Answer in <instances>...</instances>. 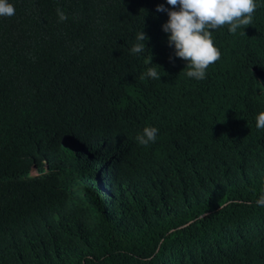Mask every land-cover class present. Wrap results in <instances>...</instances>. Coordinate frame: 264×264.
Segmentation results:
<instances>
[{"label": "trees", "instance_id": "trees-1", "mask_svg": "<svg viewBox=\"0 0 264 264\" xmlns=\"http://www.w3.org/2000/svg\"><path fill=\"white\" fill-rule=\"evenodd\" d=\"M254 2L251 25L209 29L221 57L197 80L156 11L179 5L7 0L0 264H264V0ZM145 127L158 129L148 146L136 139Z\"/></svg>", "mask_w": 264, "mask_h": 264}, {"label": "clouds", "instance_id": "clouds-1", "mask_svg": "<svg viewBox=\"0 0 264 264\" xmlns=\"http://www.w3.org/2000/svg\"><path fill=\"white\" fill-rule=\"evenodd\" d=\"M171 6L179 5V10H169L163 4L157 6V12H167L168 21L162 25V31L168 35V45H174V56L186 60V75L203 80L209 65L220 59L221 53L214 46L209 29L228 25L229 32L235 34L238 29L251 25L253 14L259 7L254 0H167ZM15 14L14 6L7 0H0V17H11ZM60 22L67 20V15L57 9ZM245 34V33H244ZM149 38L144 31L137 35V43L131 48L134 54L145 50V41ZM170 61L173 59L169 58ZM148 63H152V57ZM146 75L160 80L155 68L149 67ZM257 129H264V112L256 118ZM158 129L145 127L136 139L139 144L148 146L155 143ZM257 206L264 207V194L256 201Z\"/></svg>", "mask_w": 264, "mask_h": 264}]
</instances>
